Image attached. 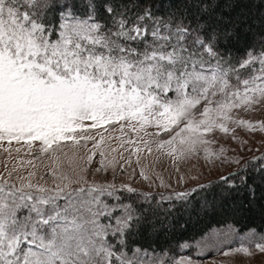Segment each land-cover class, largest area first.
<instances>
[{
	"label": "snow or ice",
	"instance_id": "1",
	"mask_svg": "<svg viewBox=\"0 0 264 264\" xmlns=\"http://www.w3.org/2000/svg\"><path fill=\"white\" fill-rule=\"evenodd\" d=\"M218 7L184 0L165 14L163 4L144 0H0V149H25L32 168L41 156L62 164L65 149L74 157L89 142L100 149L96 130L109 124L154 137V145L142 140L149 151L186 159L202 149L205 159L223 164L228 157L222 148L209 153L208 134L228 133L229 124L255 127L233 109L264 104V33L233 56L232 30L208 22ZM127 143L140 151L131 137ZM92 161L87 156L70 174L5 165L0 264H194L176 255L187 241L177 239L173 248L135 237L147 231L150 214L186 205L204 186L144 196L130 185L90 180ZM257 178L264 183V156L220 176L216 186L255 197L249 180ZM251 246L237 251L249 255ZM254 246L264 253V237Z\"/></svg>",
	"mask_w": 264,
	"mask_h": 264
},
{
	"label": "rangeland",
	"instance_id": "2",
	"mask_svg": "<svg viewBox=\"0 0 264 264\" xmlns=\"http://www.w3.org/2000/svg\"><path fill=\"white\" fill-rule=\"evenodd\" d=\"M235 2V0H226V4ZM252 3L259 5L261 14H264V0H252ZM233 16L234 11L229 7ZM258 40H250L256 43ZM233 113L240 120L251 122L255 127L249 129L242 125L229 124V132L223 133L219 130L209 133L208 137L214 142L210 144L209 153L219 152L224 149V156L228 160L221 164L219 161L205 159L204 152L201 149L198 153H193L188 158L176 159L167 155L166 152L159 151L155 146L151 151L144 148L142 140H148L154 145V137L145 136L144 132L132 133L127 130L121 131L119 125L105 124L102 129L96 130V139L99 141L103 137V143L100 149L92 148L89 142L87 148L78 149V157L73 156L71 149H65V156L61 154L62 164L53 165L51 159H45L41 156L33 160L34 168L29 167L27 161L32 156L27 155L26 150L22 149L16 153L15 146L11 155L0 149V172L7 165L8 168L23 164V170L35 171L37 175H43L53 167L62 168L71 173V168L77 165H84L87 156L92 155L93 161L90 166L93 176L89 179H95L97 182H114L119 188L121 185H130L135 190L142 192H180L216 179L231 171L236 170L248 160L264 152V104H254L248 109H233ZM150 133L153 129L148 130ZM140 146V151H133L132 144L127 143L128 138ZM101 150L104 156L100 155ZM239 161L236 163L235 161ZM102 161L107 167H102ZM143 171L147 179L141 176ZM49 181L51 176H48ZM220 197L216 198V206L228 197V193L219 189ZM209 207L204 200L199 202V207ZM195 205L184 207L181 211L183 215H188L196 209ZM163 221V219H162ZM212 239L209 240L208 238ZM248 237H252L250 241ZM264 237L263 231L253 229L239 231L236 227L228 224L224 226L213 227L203 236L194 242L188 243L189 247L181 250L178 256H184L191 259L194 264H264V253L259 252L254 242ZM250 254L245 255L237 249L243 245L248 247ZM227 253V255H225Z\"/></svg>",
	"mask_w": 264,
	"mask_h": 264
},
{
	"label": "trees",
	"instance_id": "3",
	"mask_svg": "<svg viewBox=\"0 0 264 264\" xmlns=\"http://www.w3.org/2000/svg\"><path fill=\"white\" fill-rule=\"evenodd\" d=\"M209 2H212V0H209ZM214 2L217 3L219 7L216 9L215 14L208 19V22L212 23L214 26L228 25L232 30L231 40L227 42V46L232 51L233 56L241 55L246 47L256 44L260 40V34L264 33V14H261V8L258 4L254 6L252 0H239L244 6L237 8L236 14L232 16L229 10L224 9L231 3L226 4V0H214ZM144 3H152L157 6L163 4L162 11L166 14L171 10L169 5L176 4L180 6L184 3V0H144ZM153 11H156L155 7ZM229 16H231V20H229ZM221 17H223V19H221ZM249 25H251V27H249ZM257 38L258 40L256 43L249 42ZM237 49L241 51L237 52ZM262 156H264V152L248 161L255 160ZM243 165L237 169H240ZM237 169L229 173L235 172ZM219 179L220 177L193 187L192 189L204 186V190L197 193L186 205L175 202L170 207L163 209V214H160V212L150 214L151 219L149 223L145 225L147 231H145L142 236L135 237V239L145 244L155 241L156 244L164 245L165 242H169L171 247L176 248L174 241L177 239L191 243L203 236L213 227L228 224L236 227L239 231L250 229L263 231L264 183H261L259 178L249 180V183L256 184L255 197H253L247 189L237 191L235 189H226L222 185L216 186ZM209 185L212 187H209ZM192 189L180 192L190 191ZM219 189L228 193V197L222 204L216 206L215 202L217 201H215V199L220 197L218 193ZM136 191L138 193H143L144 196L157 198L161 195L168 196L177 193ZM124 196L128 197L129 194L125 192ZM131 199L133 202L139 203L135 196H132ZM140 199L142 200L143 197ZM201 200L207 202L209 207H199V202ZM193 205L197 208L192 210L190 214L183 215V213H181L184 207ZM181 250L182 249L179 248L176 249L177 256L180 254Z\"/></svg>",
	"mask_w": 264,
	"mask_h": 264
}]
</instances>
